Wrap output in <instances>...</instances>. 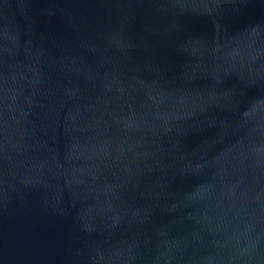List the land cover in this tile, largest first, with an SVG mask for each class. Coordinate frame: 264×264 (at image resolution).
<instances>
[{"label": "water", "instance_id": "1", "mask_svg": "<svg viewBox=\"0 0 264 264\" xmlns=\"http://www.w3.org/2000/svg\"><path fill=\"white\" fill-rule=\"evenodd\" d=\"M0 264H264V0H0Z\"/></svg>", "mask_w": 264, "mask_h": 264}]
</instances>
